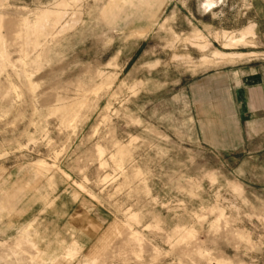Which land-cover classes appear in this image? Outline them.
Here are the masks:
<instances>
[{
    "label": "rangeland",
    "instance_id": "rangeland-1",
    "mask_svg": "<svg viewBox=\"0 0 264 264\" xmlns=\"http://www.w3.org/2000/svg\"><path fill=\"white\" fill-rule=\"evenodd\" d=\"M0 264H264V0H0Z\"/></svg>",
    "mask_w": 264,
    "mask_h": 264
}]
</instances>
